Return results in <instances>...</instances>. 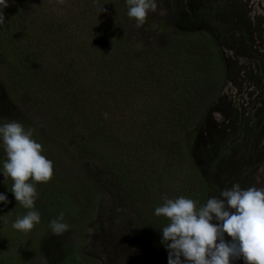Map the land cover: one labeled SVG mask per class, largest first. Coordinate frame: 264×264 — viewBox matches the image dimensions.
Listing matches in <instances>:
<instances>
[{
	"label": "rangeland",
	"instance_id": "obj_1",
	"mask_svg": "<svg viewBox=\"0 0 264 264\" xmlns=\"http://www.w3.org/2000/svg\"><path fill=\"white\" fill-rule=\"evenodd\" d=\"M155 2L157 11L150 12L144 25L138 28L134 19L127 16L126 0H64L63 4L58 0H27L25 16L15 25L19 34L10 38V42L15 43L3 45L4 60L0 58V126L17 121L25 131L31 130L32 139L42 145V152L50 150L57 158L58 172L53 170L55 173L48 183L35 185V207L25 209L11 192V179L4 178L3 164L7 157L4 149H0V194L6 195L8 200L7 204L0 202V264H168L167 254L155 242L164 245L162 236L154 240L143 227L138 213L108 167L99 158L79 149L71 136L56 129V114L49 112L51 104L48 107L43 105V110L33 104V98L41 96V84L47 88L49 96L61 99L60 102L67 100L66 96L71 92L75 94V100L69 104L92 103L106 82L98 64L110 50L119 29L123 30L127 45L139 49L163 48L171 41L189 36L191 49L179 50L172 60L160 65L161 71L155 72L163 76L159 84L164 92L166 89L173 91L167 106L184 103L185 96L173 88L174 84L189 92L193 84L200 86L208 80V67H199L198 58H207L205 63L213 58L219 91L210 109L206 108L208 112L198 137L202 159L212 155L213 160L226 143V154L216 160L215 165L220 192L237 183L242 189L264 188V129H259V126L263 127L259 123L258 128L253 127L254 123L257 124L254 116L264 83V77L259 74L264 67V0ZM36 6L40 8L39 15L34 12ZM16 7L19 6L14 7L8 2L4 11L17 18L20 13L16 12ZM169 7L172 11L167 16L171 10ZM100 8L103 11L99 12ZM4 18L9 22L6 15ZM165 18L172 20L179 31L170 25L161 29L159 22ZM56 30L64 34L68 32L70 39L66 37L65 43H56L59 40ZM4 38V33H0V39L3 41ZM200 42H205L206 46L198 52L196 48ZM14 48L21 51L31 49L36 53L33 61L25 54V62L15 66L10 82L4 61L5 58H16L12 52ZM210 52L215 55L207 57L205 54ZM163 54L161 51L159 56ZM58 55L65 56L59 58ZM137 72L140 73L137 68L128 70L132 87L142 91V101L147 97L146 104L152 107L159 104L160 100L157 102L155 97L158 86L149 82L141 86ZM56 73L63 76L59 83L54 81ZM82 91L86 94L82 95ZM40 99L37 103H41ZM146 104L143 102L138 106L145 107ZM129 111L135 117L141 112L132 111L130 107ZM149 112L143 111L140 118L144 119ZM73 113L79 123L75 117L78 111ZM239 118L247 122L241 135L236 131ZM133 124L136 133L138 121ZM237 140L240 142L236 145ZM186 159V156L176 155L170 166L163 169V176L152 173L150 177H153L148 180L139 178L140 175L126 176L137 188L139 186L143 198H149L148 202L155 208L164 204L165 197L192 199L193 189L188 188L190 165ZM88 194L93 196L91 207L84 198ZM193 196L199 206L210 198L199 194ZM40 208L45 210L47 218L41 214ZM31 210L39 212L40 223L28 233L13 229L12 224ZM61 212L69 229L63 235L55 236L50 221L57 219ZM156 220L165 227L169 223L163 216L160 221ZM230 239L225 234V240ZM231 264H244V261L236 259Z\"/></svg>",
	"mask_w": 264,
	"mask_h": 264
},
{
	"label": "trees",
	"instance_id": "obj_2",
	"mask_svg": "<svg viewBox=\"0 0 264 264\" xmlns=\"http://www.w3.org/2000/svg\"><path fill=\"white\" fill-rule=\"evenodd\" d=\"M7 1L13 4L14 7L19 6L18 8L16 7V12L20 14H16L18 15L16 18L13 14L5 13L6 10L4 11L3 9L4 15H6L9 20V22L5 21L3 28H0V33L2 34L3 32L5 37L3 41L0 39V58L3 60L5 55V52H3V45L7 46L15 43V41L13 43L10 42V38L19 34L15 25H18V22L22 21V17L25 16L24 14L27 10V0ZM164 4L166 5V3ZM172 7H169L171 10L168 11L167 16L171 14ZM36 8L37 10H34V12L36 15H39L40 8L37 6ZM166 18L159 22L160 28L163 29L170 25L179 31L178 26L175 27L172 20ZM47 26H49V23H47ZM64 26L65 24L61 26V28H64ZM96 29L101 30L99 28ZM61 33L60 31H55V34L59 36H56V38H59L56 43L59 41L65 43L66 37L69 38V36H67L68 32L65 34L62 33L63 36ZM188 38L189 36H187L186 39L171 41L165 47L159 49L130 48L124 39L123 30L119 29L114 42L111 43L110 50H107L103 60L98 64V70L105 74L106 82L103 83L105 84V88L101 89L99 93H97L98 95L95 97L93 96L95 99H92V103H90V101L84 104L81 101V103L77 105L69 104L72 99L75 100V94H71V92L66 96L67 100L65 99V101L63 100L60 102L61 99L59 100L55 99L54 96H49V94H47V88L42 86V84L39 86L41 99L33 98V104L37 109L43 110V105L48 107V104H51L52 107L49 112H54V114H56V129L63 135L71 136L74 144L79 149L92 155L96 159L99 158L98 160L108 167L113 176L117 179L120 188L126 194L128 201L138 213L143 227L154 240H158V237L162 236V229L165 225L159 224L156 220L157 218L160 221L162 216L155 215L156 208L148 202L149 198L146 200L143 198V193L140 191L139 186L137 188L130 178H127L128 175H137L138 177L140 175L139 178L144 180L153 177H150L152 173L163 176V169L166 166H170L171 160H174L176 155L178 157L183 155L186 156L187 163L190 165V183L188 188H190V190L193 189V194H191L192 200L196 201V197L193 196L196 194L204 197L215 196L220 198L221 193L218 189V181L215 179L217 168L215 165L217 162L216 160L226 154V151H224L226 143H223L222 147H220L218 156L214 153L216 156L213 160H211L212 155H208L205 159H202L203 154L200 152L201 149L197 145L198 137L203 127L202 124L208 112L207 109H210L211 105H213L212 102L219 91V80L217 71H214L216 67L212 61L213 58H208V63H205L207 58H204V56L200 59L198 58L199 67H208V80L204 83L206 85L203 84L199 86L193 84L194 86L192 85L189 88V93L186 88L174 84L173 88L176 91L179 90L180 95L185 96L184 103L180 104L181 106L173 104L169 106L166 105L173 91L166 89L167 92H164L165 89L159 84V80L161 81L163 76L156 74L157 71L160 70V65L167 60H172L179 50L191 49ZM6 40H8L7 44L4 43ZM70 45H72L71 42ZM205 46V42H200L196 51L199 52L204 50ZM192 49L195 50L194 47H192ZM161 51L164 53L162 57L159 56ZM12 52L16 55V58H5L4 61L6 76L10 82L15 71V66L25 62V54L33 61L36 53L31 49L28 51L25 48L22 51L18 48H14ZM197 54L199 55L201 53ZM128 55H130V60H127ZM205 55L207 57H213L215 54L210 52ZM58 56L61 58L65 55ZM16 59L18 60L17 62H15ZM28 63L30 64L32 62ZM174 66H176V64ZM136 68L137 71L140 72L137 73L141 78L139 79L141 86L148 84L147 82L151 84L155 83L156 86H158L157 91H155V97L157 98V102L160 100L159 104H155L153 107L148 103L146 104L148 100L147 97L142 101V91L138 90L137 87L134 89L130 84L128 70H135ZM259 74L260 77H264V67L259 70ZM54 75V81L59 83L58 81H61L63 77L62 74L56 73ZM34 81L36 82L35 79ZM262 86L263 88L259 101L260 105H258L259 107L256 109V114L254 116V120L257 124H253L254 128H258V126H256L258 123L263 125V127L259 126V129H264V83ZM81 94L84 95L86 92L84 93V91H82ZM39 99L41 103H37ZM162 101H164V103H162ZM143 102H145L146 106L140 107ZM139 104L140 106H138ZM129 107L132 111L136 112L140 110L141 112L139 111L140 113H138L137 111L138 114L136 113V117L130 115L131 111H129ZM76 110L78 111V115L75 117H77L79 123L73 118L76 114L73 113V111ZM146 110H150V112L144 119H141V114ZM105 113H107V118L104 116ZM239 120L240 122L237 125L236 131L237 134L241 135L247 127V122L241 120V118H239ZM129 121H131V123H129ZM137 121L139 128L135 133V124L133 123ZM195 137L197 141H195ZM239 142L240 140H237L236 145L239 144ZM0 144H3L2 140ZM61 144L62 143H59V146H61ZM2 148L4 149V147L0 145V149ZM47 151L50 154H48ZM47 151L45 150L42 152V155L53 162V170L58 172L56 164L57 158L50 150ZM198 152L199 155H197V157L196 154ZM179 162H182V160L179 159ZM80 167H82L81 162ZM68 177L74 180L76 179L74 177ZM191 182H193L192 185ZM84 198L89 204V207H91L93 196L88 194L85 195ZM196 207L200 208L201 206L197 203ZM40 210L41 214L45 215L47 218L45 210H43V208H40ZM155 242L157 246H160L161 249L163 248L168 256V251L164 249V245L157 241Z\"/></svg>",
	"mask_w": 264,
	"mask_h": 264
},
{
	"label": "clouds",
	"instance_id": "obj_3",
	"mask_svg": "<svg viewBox=\"0 0 264 264\" xmlns=\"http://www.w3.org/2000/svg\"><path fill=\"white\" fill-rule=\"evenodd\" d=\"M63 4L64 0H58ZM127 16L141 27L150 12L157 11L155 0H126ZM7 0H0V25L5 23L3 9ZM103 11L102 8L99 12ZM164 14L163 11L160 13ZM107 118V113L104 114ZM6 161L3 164L5 180L11 179V192L25 209H34L37 183H48L53 177V162L42 155V145L32 139L31 130L11 121L0 126ZM0 202L8 203L0 194ZM156 216L169 223L162 229V243L168 251V264H231L243 259L244 264H264V188L255 186L242 189L233 184L221 191L220 198L210 197L200 208L186 197L175 200L165 197ZM61 212L50 221L53 235L61 236L69 229ZM215 221V222H213ZM40 223L38 211H28L12 227L23 233L30 232ZM225 234L230 241L225 240Z\"/></svg>",
	"mask_w": 264,
	"mask_h": 264
}]
</instances>
